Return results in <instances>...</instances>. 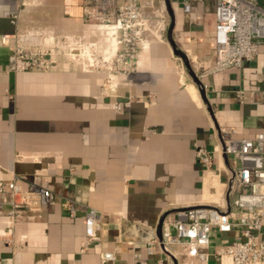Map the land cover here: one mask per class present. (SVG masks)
<instances>
[{"label":"crops","instance_id":"obj_1","mask_svg":"<svg viewBox=\"0 0 264 264\" xmlns=\"http://www.w3.org/2000/svg\"><path fill=\"white\" fill-rule=\"evenodd\" d=\"M204 8H175V39L210 65L215 18ZM39 21L61 35L85 29L81 18L65 13L64 0H0V180L35 183L56 195L53 207L25 214L12 243L0 218V264H186L158 245L149 253L148 238L124 236L125 229L154 230L164 213H174L172 204L199 198L203 173L195 147L212 148L220 129L233 127L242 136L264 131V103L238 96L241 90L264 96V45L241 66L198 73L212 116L198 85L180 72L167 34L152 41L132 75L114 77L109 96L101 95V72L8 71L14 40L2 38ZM126 99L131 107L117 112L114 103ZM72 206L79 208L74 216ZM91 208L100 216V240L87 246L84 216ZM234 238L215 232L208 261L195 257L193 264H221L215 249ZM106 251L114 261L103 262Z\"/></svg>","mask_w":264,"mask_h":264},{"label":"built area","instance_id":"obj_2","mask_svg":"<svg viewBox=\"0 0 264 264\" xmlns=\"http://www.w3.org/2000/svg\"><path fill=\"white\" fill-rule=\"evenodd\" d=\"M174 9L182 7L192 13L196 3L204 5L215 18L213 39L216 58L205 73L241 66L252 61L264 45V5L260 0H171ZM65 13L84 21L81 33L61 35L45 28L35 33L5 35L3 43H14L8 71H51L79 69L101 72L106 79L101 91L109 96L117 75H132L141 54L152 41H165L169 15L165 0H64ZM204 63H201V66ZM242 101L264 103V96L241 90ZM119 113L131 107V99L114 103ZM227 156L228 162L225 161ZM202 165V190L194 201H179L168 210L162 227V239L148 238L149 253L155 246L174 257L208 261L213 234L235 233L214 251L221 264H264V131L252 136L239 135L233 127L220 129L212 148L195 147ZM225 177V178H224ZM211 199H204L206 195ZM53 191L35 183L23 186L17 180H0V218L4 219L6 242L27 213H39L53 207ZM79 208L71 207L74 216ZM100 216L88 209L84 216L88 246L100 240ZM103 262L114 261L115 254L106 251ZM143 264L133 261L127 264ZM118 264V263H114Z\"/></svg>","mask_w":264,"mask_h":264},{"label":"water","instance_id":"obj_3","mask_svg":"<svg viewBox=\"0 0 264 264\" xmlns=\"http://www.w3.org/2000/svg\"><path fill=\"white\" fill-rule=\"evenodd\" d=\"M165 4H166L167 12H168V15L170 18L169 25H168V31H167L168 41L171 45V48L173 49V52L183 60L191 79L198 85V87L201 91V94L206 101L207 107H208L211 115L213 116L212 108H211L209 101L206 97L204 84H203L200 76L193 69V67L190 63V60H189V56L178 45V43L175 39V27H176V22H177L176 11H175L172 3H171V0H165ZM224 157H225V161L228 162L227 156L224 155ZM166 215H167V213H164L162 215L156 229L153 230L149 227H146V226H143L140 224H133V225H131L125 229L124 236H126V235H133L134 236L135 235V237L137 239L152 238V237H159L160 239H162V227H163V222L165 220Z\"/></svg>","mask_w":264,"mask_h":264},{"label":"rangeland","instance_id":"obj_4","mask_svg":"<svg viewBox=\"0 0 264 264\" xmlns=\"http://www.w3.org/2000/svg\"><path fill=\"white\" fill-rule=\"evenodd\" d=\"M37 1H39V0H37ZM41 1V0H40ZM45 20V19H44ZM47 20V19H46ZM43 21H39V22H37V23H35V24H33V26H29V28H26L24 31H22L23 33H25V34H27L28 32H31V33H35V32H37V31H41V30H43V29H45V28H49V29H53V30H55V32H58L57 30H56V28H54V25H50L49 23H42ZM53 26V27H52ZM85 29L83 28V31H84ZM82 31V32H83ZM175 31H176V29H175ZM59 33V32H58ZM187 55L189 56V60H190V63H191V65H192V67H193V69L196 71V73L198 74L199 72L201 73L202 71H204V66H207L208 67V65H206L205 63L201 66V63H200V60L198 59V58H196L194 55H192L191 53H187ZM179 59H180V67H179V70H180V72H182L183 74L185 73L186 75H185V77L188 75V76H190L189 75V73H188V71H187V69H186V66H185V64H184V62H183V60L179 57ZM213 65V63L212 64H210L209 66H212ZM136 71V70H135ZM179 76H180V73H179ZM181 78H182V76H181ZM103 90V89H102ZM104 97V96H103ZM225 178V177H224Z\"/></svg>","mask_w":264,"mask_h":264},{"label":"bare ground","instance_id":"obj_5","mask_svg":"<svg viewBox=\"0 0 264 264\" xmlns=\"http://www.w3.org/2000/svg\"><path fill=\"white\" fill-rule=\"evenodd\" d=\"M115 106V105H114ZM115 108V107H114Z\"/></svg>","mask_w":264,"mask_h":264}]
</instances>
